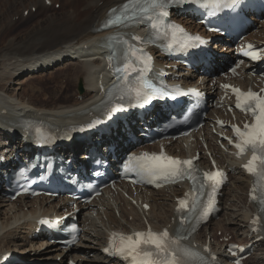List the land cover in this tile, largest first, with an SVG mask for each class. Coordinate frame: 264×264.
Masks as SVG:
<instances>
[{"label":"bare ground","instance_id":"obj_1","mask_svg":"<svg viewBox=\"0 0 264 264\" xmlns=\"http://www.w3.org/2000/svg\"><path fill=\"white\" fill-rule=\"evenodd\" d=\"M3 1L7 3V12H14V15L20 12L19 8H23L26 1L30 2V5L28 4L29 7H24L23 10L38 5L44 8L43 0H24V3L23 0L18 1L19 3L16 0ZM54 1L59 2L60 0ZM124 1L85 0L84 4L91 6L88 13L77 17L74 15L76 8L71 7V12L62 15L56 14L52 28L47 27L48 22L45 21L40 24L41 27L37 31L32 30L33 32L27 36H15L12 40L10 39L9 43L5 42L4 45L0 43V133L20 132L16 128V124L20 122L19 116L39 117L43 121L53 123L58 128H66L72 121L82 118L79 115L80 112L95 107L94 105L99 99L96 83L101 73L99 69L102 64L101 61L99 62L101 52L97 44L106 43L100 28L111 15V9L123 4ZM100 2H103L101 6H99ZM3 19V14L0 13V23ZM40 29H42L41 32ZM0 31L2 30L0 29ZM4 35H0V40L4 39ZM82 57H85L84 61L80 59ZM14 59L17 62L11 61ZM95 62L98 63L97 67H89V64ZM70 69L73 71L70 78L63 74V82H61L60 87L55 82L54 90H51L48 83L45 82V85L42 86L41 84L42 87L40 88L33 84L42 77H47L48 81L56 79V73L64 70L68 72ZM15 80H17L15 86H18L16 90L11 88ZM77 82L83 85L84 92L81 94L80 91H75ZM28 87L32 89L31 94L27 92ZM8 140V147L11 149V146L15 145L13 136H10ZM0 152L5 153L1 145ZM239 179L235 180L233 192L227 193V199L231 198L230 201H233L234 205L227 207L223 221L230 226L229 229L241 231L244 235L248 216L243 208L246 204L243 193L245 192L246 195L247 185L239 184ZM20 203V207H17V205L0 201V208H7L6 212L3 213L4 217L0 219V252L4 248H12L24 253L27 245H31L32 248L36 246L35 243L28 241L29 229L32 225L29 218L31 216L36 217V209L33 210L35 203L30 205L25 201H20ZM26 208L30 209L31 213L25 212ZM171 212L172 206L156 210L153 223L158 228L165 226L169 222L168 218ZM248 241L252 242L251 240ZM35 251L33 259L28 257L34 264H43L39 262L60 257L58 254L54 257L57 250L53 248L46 251L47 257L38 250ZM90 253L79 251L75 254L80 255L87 262H91L88 259ZM24 261L27 260L24 259ZM250 261H252L251 264H264V246L257 257L250 259Z\"/></svg>","mask_w":264,"mask_h":264},{"label":"snow or ice","instance_id":"obj_2","mask_svg":"<svg viewBox=\"0 0 264 264\" xmlns=\"http://www.w3.org/2000/svg\"><path fill=\"white\" fill-rule=\"evenodd\" d=\"M195 0H147L146 5L141 8L142 12H148L150 9L153 14H158L159 17L166 18L169 16L167 11L168 7L173 3H192ZM214 5H219L221 0H212ZM127 5H125V8ZM151 19V17H149ZM114 21L109 20L108 24H113ZM153 29L157 28V24L151 25ZM171 39L167 45L169 49L179 44L181 49L190 47L187 43V39L181 41L178 39V33L182 32V29L172 26ZM198 40V38H197ZM135 54V53H133ZM255 58V57H253ZM128 64H125L124 69L127 71ZM227 87V86H225ZM135 93V100L138 105L142 102L147 103L153 96L166 97L168 92L153 86L152 84L143 83L141 86L133 89ZM233 92L237 96L236 107L241 111L251 112L254 118V124L245 125L244 130L235 128L236 137L238 143L235 147L238 149V154H242L246 148H251L253 156L251 161L245 165L246 171L250 174L258 176L260 179H264V96L248 92L247 94L241 93L238 89H233ZM122 107V106H121ZM113 112L117 111V108L111 109ZM134 162V163H133ZM191 160L179 161L171 157L164 156H149L143 154L140 157L130 156L128 157V163L125 164V168H129V164L132 165L131 171L146 183L153 184L157 181H170L177 176L188 175L189 178L195 180L194 176H191L190 172L185 171L184 165L191 166ZM205 179L212 182L211 194L209 196L208 204L205 206L203 215L207 216L209 210L212 208V200L215 196L216 185L220 184L223 179V173H205ZM203 187V186H202ZM255 191V189H254ZM254 200L255 196L252 197ZM261 204L264 205V199H261ZM181 208L185 206V201L179 202ZM264 211V207L261 209ZM253 223H256L254 221ZM119 236V243L115 244V238ZM133 236H124L123 234H113V241H110V247L114 251L123 256L126 260H130L131 264H185L179 254L184 256L191 255L190 251L186 248L180 247L179 241L182 237L175 239H169L167 231L160 234H155L151 231L147 233L136 232ZM154 249L155 251H152ZM109 249H106V252ZM212 257V260H215ZM206 264V262H204Z\"/></svg>","mask_w":264,"mask_h":264},{"label":"rangeland","instance_id":"obj_3","mask_svg":"<svg viewBox=\"0 0 264 264\" xmlns=\"http://www.w3.org/2000/svg\"><path fill=\"white\" fill-rule=\"evenodd\" d=\"M16 1H17V3L20 2V0H16ZM3 2H4L3 0H1V2H0V13H1V15L3 14V18H4L2 23H0V29L3 31V32L0 31V33H1L0 35L2 36V34H5L4 35L5 36L4 39L0 40V43L1 44L3 43V45H4L5 42L9 43L10 39L12 40V38L15 37V36H19V35L27 36L29 33L33 32V31H37V29L41 27L40 24L44 23L45 21L48 22L47 27H51L52 28L53 19H55L57 15H62V14H66L68 12H71V7H75L76 8V9H74L75 10L74 11L75 12L74 15H76L77 17H80L83 14L88 13L90 11V8H91V6H86L84 4L85 0H60L59 2L55 1V4L51 8H47V9H44L43 6L41 7L40 5H38L41 10L39 9L35 14L32 13L31 15H29V18L26 19V20H21V19L17 20L15 18L17 16H19V13L24 9V7L25 8L29 7L30 2H27V1L25 2L23 0V3L25 2L24 3L25 5L23 6V8H19L20 12H18L17 15H14L15 14L14 12H13L14 14L13 13H8L7 10H6L7 9L6 8V4L7 3H5V2L3 3ZM102 4H103V2H100L99 6H101ZM58 5H60V7ZM23 11H25V10H23ZM41 21H43V22H41ZM41 31H42V29H40V32ZM36 37H37V35H36ZM11 61L17 62V60H15V59L11 60ZM7 63H10V62L7 61ZM74 73L76 74V72H74ZM63 74H65L64 76L68 75L66 77L70 78V75L73 74V71H72V69H70V71H68V72H65V70L62 71V72H58L55 75L56 79H50L49 81H48L47 77H42V78L36 80L35 82H33V84L35 86H37V88H40V87L44 86L45 83L46 84L48 83V85L51 88V90H54V88L56 86L55 82L60 87V84L62 82L61 78L63 77L62 76ZM16 83H17V80H15L13 85L11 86V88L14 89V90H16L18 88V86H15ZM41 84H42V86H40ZM28 88L29 89H28L27 92H29L31 94L32 89L30 87H28ZM75 91H78V92L80 91V94L84 92L83 85L80 82H77V84L75 85ZM43 97H44V95H43ZM57 99H58V96H57ZM6 209L7 208H0V219H1V217H4L3 213L6 212ZM33 210H34V208H33ZM1 212H2V215H1ZM11 249L12 248H7L6 250H11ZM25 249H27V248H25ZM35 252L36 251H35V248H34V254L28 255L27 257H30V259H33L34 258L33 255H35ZM76 252H74V253H76ZM56 255H57V253L54 254V257ZM25 259L27 261H29V264H31L30 263V259H27L26 257H25ZM31 262L34 264L33 261H31Z\"/></svg>","mask_w":264,"mask_h":264}]
</instances>
